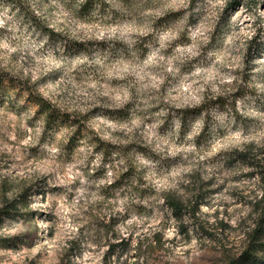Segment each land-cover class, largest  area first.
Instances as JSON below:
<instances>
[{
    "label": "rangeland",
    "instance_id": "obj_1",
    "mask_svg": "<svg viewBox=\"0 0 264 264\" xmlns=\"http://www.w3.org/2000/svg\"><path fill=\"white\" fill-rule=\"evenodd\" d=\"M86 1L0 0L6 20L0 42L11 37L8 29L15 25L27 26L39 45L0 62V74L15 81L4 79L0 90V264H40L46 258L93 264L87 258L89 240L106 246L102 264H113V258L115 264H227L229 257L238 258L246 247L244 229L255 219L257 171H264V147L257 146L264 144V0H254L257 6L250 10L232 8L234 0L223 6L189 0L187 27L215 12L210 39L194 49L202 55L191 71L164 79L149 65L156 51L151 34L140 36L131 49L113 35L131 26L128 14L156 10L163 0H93L85 7ZM184 12L165 11L153 18V28ZM32 15L53 35L37 28ZM186 31L177 30L167 48L192 43ZM93 66L104 73L92 72ZM232 76L236 80L227 83ZM123 77L152 79L158 91L146 112L137 110L138 90ZM39 84L69 117L50 130L27 90L44 97L36 91ZM187 93L195 107H176ZM215 109L229 121L214 134L207 121L197 130L191 117ZM134 119L139 124L133 126ZM174 119L180 121L178 131ZM74 120L77 124H70ZM189 131L194 141L187 139ZM236 137L244 141L243 151L224 147ZM193 145L201 156L216 155L184 172L192 158L181 150ZM240 152L247 160L236 158ZM153 184L167 189L159 205ZM11 207L14 213L7 214ZM125 230L133 235L121 238ZM73 233L76 238L68 239Z\"/></svg>",
    "mask_w": 264,
    "mask_h": 264
},
{
    "label": "clouds",
    "instance_id": "obj_2",
    "mask_svg": "<svg viewBox=\"0 0 264 264\" xmlns=\"http://www.w3.org/2000/svg\"><path fill=\"white\" fill-rule=\"evenodd\" d=\"M189 0H163L162 6L156 10H143L135 14H128L127 19L131 21V26L125 24L123 29H119L113 33L117 40L123 41L124 44L131 49L136 41L140 36H149L152 35V47L156 49L149 59V65L151 66L152 70L156 72L159 78L164 79L167 77L175 78L181 70L183 71H191V65L193 63H200V58L202 54H198L194 49L197 47H202L206 41L210 39L209 33L211 32L212 24L214 23L215 19V12L211 14H207L200 20L196 25L193 27H187L185 21L188 19L191 12L187 11ZM208 3L211 4L212 0H208ZM218 5L223 6L225 4V0H216ZM122 7V6H121ZM181 8L185 9L183 16L172 22H168L165 25H157L153 28V18L161 16L165 11H179ZM199 11V9H197ZM121 23H125L124 19H121ZM135 25H142V29L139 31L134 30ZM6 20L3 17H0V29L5 28ZM182 28H187V31L184 33L188 40L192 43L186 44L184 47L179 45H174L172 48H167V44L170 39L174 38V33L177 30ZM9 32H11L10 38H5L4 42H0V62H4L6 64L7 57L10 56L13 52L19 53H29L34 51L39 45L33 41L32 34L28 31L27 26L21 30L20 28L12 25L9 27ZM202 38L197 43V38ZM31 41V43H30ZM184 44V41H181ZM238 51V50H237ZM168 57H171L169 59ZM87 70V69H86ZM92 72L103 74L104 68L102 66H93L91 68ZM134 76V74H132ZM197 75H200L197 72ZM122 79L127 80V77H123ZM236 80L235 76H232L227 83H232V81ZM127 85L130 88H136L138 90L137 94V103L136 108L140 112H146L147 109L150 107V99L157 94V89L154 87L152 83V79L148 78L147 83H143L142 81H138L137 79L127 80ZM51 86L49 85L48 88ZM36 91L42 93L45 99H49L48 91H46L45 86L43 84H39L36 86ZM187 90L182 89L181 95H185ZM147 98H146V95ZM215 99V95L212 97ZM116 99H120V97H116ZM129 99L128 95L124 96V100L127 101ZM191 99V94L187 93V98L185 99L183 104H177L176 107H195V104L190 103L189 100ZM163 115V113H160ZM192 123L195 124L197 130L202 128L205 125V121H207V128L210 134H214L219 130V127L229 121L228 114H222L219 109L212 110L208 113H205L203 110L200 113L194 114L191 117ZM138 119L133 120V126L139 124ZM174 131H178L180 128V121L178 119L173 120ZM129 133L133 131L132 128L126 129ZM187 139L189 141H194L195 133L189 131L186 133ZM264 139V136L261 137ZM244 141H241L239 137H236L228 144L224 145L225 148L231 147H238L241 151H243V147H241ZM258 147H264V144H260L257 141ZM184 153L188 154L192 158V163L190 167L183 169L184 172H194L197 169V166H204L207 164V161L210 156L216 155V152L213 151L209 153L207 156H201L196 152V149L193 146L182 149ZM175 155V153H173ZM188 155L185 156V159L188 158ZM142 164L149 163L148 161L144 160L142 157H137ZM174 176L179 177L180 173H174ZM112 176V173L109 172V177ZM111 179L108 183H111ZM184 183H190V181H183ZM150 188L156 189V198L155 204L159 205L161 199L164 197L165 192L167 191L166 188L163 186L158 185H151ZM149 194H151L149 189ZM129 229H131V224H129ZM143 229H140L141 234ZM86 233L91 235L88 229H86ZM133 235V231L125 230L121 233V238L124 236ZM76 238V233H73L68 239ZM114 243H119V240L113 241ZM133 248L135 249L137 241L133 240ZM61 247H65V245L61 244ZM88 247L92 250V252L88 253V259L93 261V264H102L103 262V254L107 251L106 246L100 245L97 246L96 244L92 243L90 240L88 241ZM95 253L93 255L92 253ZM170 259L175 260L176 257L172 256ZM40 264H58V261H54L51 259H44L40 262ZM113 264L114 258H113Z\"/></svg>",
    "mask_w": 264,
    "mask_h": 264
},
{
    "label": "trees",
    "instance_id": "obj_3",
    "mask_svg": "<svg viewBox=\"0 0 264 264\" xmlns=\"http://www.w3.org/2000/svg\"><path fill=\"white\" fill-rule=\"evenodd\" d=\"M98 1V0H97ZM93 2V0H87L84 4V6H89L90 3ZM99 2V1H98ZM257 1L254 0H234L231 1L230 4L232 5V8L237 9L239 6L247 7L248 10L252 9L253 7L257 6ZM20 6L23 7V4ZM22 10H25L23 7ZM26 15L30 16L28 11L26 12ZM30 18V17H29ZM32 22L35 23L37 28H41L44 30L48 36L53 35L52 29L41 27L40 23L37 21V18L32 15L31 17ZM4 79H8V76H3L0 74V90L2 87V82ZM10 84L14 85L15 81H10ZM28 92L30 93V100L38 107V112L41 113V115L44 117L45 125L47 129H52L54 126L58 125L59 122L66 121V118L68 119V115H65L57 110V107L52 104L50 101L45 99L42 95L38 93L30 92V89L27 88ZM219 100V99H218ZM221 100V99H220ZM222 102L219 101L220 104ZM236 103V101H234ZM233 103V104H234ZM218 104V103H217ZM235 109V107H233ZM70 124L76 125V121H71ZM71 125V126H72ZM81 132V130H80ZM238 160H247V154L246 153H238L237 157ZM264 164V163H263ZM264 169V168H263ZM257 174H259V181H260V191L256 194L255 198L252 201V212L255 216V219L253 223H250L245 229H244V241L246 244V247L242 251V254L237 257H229V261L227 264H264V171H257ZM23 198H21L22 200ZM172 210L174 212H178L180 205L179 203L173 201L169 203ZM7 212V214H13V207L10 208ZM158 238V237H156ZM157 244L161 243V239H157Z\"/></svg>",
    "mask_w": 264,
    "mask_h": 264
}]
</instances>
